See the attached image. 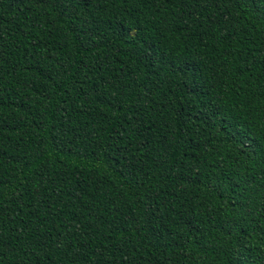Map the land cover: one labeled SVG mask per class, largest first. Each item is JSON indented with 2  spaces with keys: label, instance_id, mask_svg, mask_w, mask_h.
I'll list each match as a JSON object with an SVG mask.
<instances>
[{
  "label": "trees",
  "instance_id": "1",
  "mask_svg": "<svg viewBox=\"0 0 264 264\" xmlns=\"http://www.w3.org/2000/svg\"><path fill=\"white\" fill-rule=\"evenodd\" d=\"M0 264H264V0H0Z\"/></svg>",
  "mask_w": 264,
  "mask_h": 264
},
{
  "label": "snow or ice",
  "instance_id": "2",
  "mask_svg": "<svg viewBox=\"0 0 264 264\" xmlns=\"http://www.w3.org/2000/svg\"><path fill=\"white\" fill-rule=\"evenodd\" d=\"M52 2L58 5L59 8L63 9L65 15L72 14V4L74 0H52ZM250 147V145H248Z\"/></svg>",
  "mask_w": 264,
  "mask_h": 264
}]
</instances>
